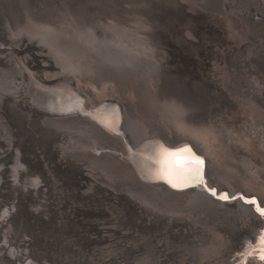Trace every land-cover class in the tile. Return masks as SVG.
I'll return each instance as SVG.
<instances>
[{
	"label": "rangeland",
	"instance_id": "obj_1",
	"mask_svg": "<svg viewBox=\"0 0 264 264\" xmlns=\"http://www.w3.org/2000/svg\"><path fill=\"white\" fill-rule=\"evenodd\" d=\"M197 2L0 0V106L11 120L0 128V264H160L162 250L170 257L164 264L229 263L241 238L237 219L150 191L119 166L127 165L120 137L82 110L47 112L53 85L90 105L109 101L126 113V137L137 143L148 128L162 131L158 110L207 135L212 176L228 195L209 191L253 206L257 195L245 191L264 186V161L245 76L258 65V40L238 15L196 10ZM246 36L252 49L243 53ZM231 50L244 58L229 70ZM95 145L114 147L119 162L87 151Z\"/></svg>",
	"mask_w": 264,
	"mask_h": 264
},
{
	"label": "bare ground",
	"instance_id": "obj_2",
	"mask_svg": "<svg viewBox=\"0 0 264 264\" xmlns=\"http://www.w3.org/2000/svg\"><path fill=\"white\" fill-rule=\"evenodd\" d=\"M148 1H150V0H148ZM197 1L199 2V4L196 5V3H195L196 10L197 9L203 10L204 8H206L207 9L206 13H208V12H212L213 9L216 8V9L224 10V12H226V13H232V14L238 15L241 19L240 21L244 27L246 34L251 35V38H252V36H254L257 38L256 40H258L257 43L255 42L257 44V48H256L257 50L256 51H257L258 65L255 69V73H253V75L250 77H248V75H246L245 77H247V78H245V79H246L248 87H250L249 88L250 93H252V95L256 101L257 111H258V115H259V119H260L259 153L261 155V158L264 161V0H202V1L197 0ZM152 3H153V1H152ZM145 5H147V4H145ZM145 9H146V7H145ZM183 10H185V9H183ZM190 11H192V10H190ZM194 14H195V12H194ZM174 15H176V14H174ZM181 15H182V13H181ZM182 16H185V15H182ZM209 26H210V24H209ZM233 33H234V31H233ZM248 37L249 36H246V39L244 40L243 53L246 52L247 50L252 49L250 46L251 40ZM182 42H184V41H182ZM211 47H213V46L211 45ZM213 51H215V50H213ZM237 53H238V51H237ZM237 53H234V51L231 50L230 53L225 57V66L229 70L234 69L233 66H234L236 60H239L241 58V56H242L241 59L244 58V55L241 54L239 57V54H237ZM239 68H241V67H239ZM204 76H206V75H204ZM201 81H202V79H201ZM217 81H219V80H217ZM227 81L229 82V80H227ZM221 87H222V85H221ZM49 88H50V92H51L50 95H52V97L50 96V98H53L51 101L49 100L47 102L48 107H50V109H51L50 111H47L49 114L59 115L60 112H61V114H63V113H67V111H70V110H77V111L82 110V112L87 113V115H89L90 117L95 119L98 126L101 127L108 134L120 137V140H119L120 146H122V148H123V151L121 152L122 153L121 156H123V159L126 158L125 160H126L127 165L119 162L116 158H114L113 152L116 149L112 146H105V147L102 145L90 146V147H94L95 152L92 151V149H90V148H88L89 149V150H87L88 152H90L92 154H108V155H110V157L105 158V160L118 161L119 166L121 168L129 169L135 175L137 173L139 182L141 184H144L147 187H149L151 189L150 191L162 192V193L168 194L172 197L183 198L186 200L187 199L196 200L200 204H202V206L204 208H206V209L210 208L211 210L216 211L219 214L218 216L232 217L234 219H237L236 223H238L239 226L237 227V225H236V228L238 229V231L241 235V238L238 240L237 245L235 246V249L232 252V254L229 255V257H228L229 263H227V264H231V263L232 264H264V186L261 183H256L253 186V188H250V189L245 191V194L248 196L257 195L258 198L253 199V202H254L253 206L249 205L248 202H246L247 200L244 201L242 199H238V197L233 199V201H227L224 199L217 198L215 196L217 194L215 192V190L213 192H210L209 187H212V188H210L212 190L214 188V186H217L220 194H223L225 196L228 195L226 192H222L225 189V186L221 185V184H217V182L214 180V178L212 176L213 171L215 170L214 167L216 166V160H215L216 155L213 154V152H214L213 147L211 148V145L209 144V142L207 140V135L205 133H199L200 131L197 132V131L193 130L189 125H184L183 123H180L179 121H177L173 118H167V117L163 118L162 117L163 113L159 112L158 110H153L157 115V119L162 122V131L159 132V134H157L158 131L149 133L152 130V128L151 129L148 128L146 130L147 135H145V137L142 140L138 141L137 143L132 142L131 140L127 139V137H126L127 133H126L125 125H126V121H127V115L119 107L114 106L113 104L109 103V101L104 102L103 99L99 100L97 102H93V104L90 105L91 103H88L89 100H88V102L86 101L87 96L86 97L85 96H83V97L79 96L76 94L75 91L70 90L68 92H63L64 89L62 87L55 86V85H53L52 87H49ZM49 88L47 89V87H44L42 89V92L44 89L49 91ZM46 90H45V92H46ZM100 104H102V105H100ZM51 111L52 112L55 111V113H52ZM8 113H10V112L8 111ZM44 114H46V112H44ZM70 114L74 115L75 113L71 112ZM171 117H173V115ZM246 121L247 120H245V122ZM0 123L4 127L3 128L2 125L0 124V128L3 129L4 132H6L5 126L9 127L11 125V120H9L6 117V115L4 114V110H3L2 106H0ZM63 123H65V122H63ZM65 124L68 126L74 125L72 123H69V124L65 123ZM65 124H63V127L66 126ZM156 125H157V128L160 127V124H156ZM59 127L61 128V125L58 126L57 128H59ZM52 128H54V127H52ZM50 129H48V130H50ZM11 131L13 133V135L10 136V140L12 142L13 141L12 137H15L16 135L14 134V129H12ZM51 131L52 130H50V132ZM122 143L125 144V146L122 145ZM213 145H215V144L213 143ZM214 147H216V146H214ZM30 148L31 147H29V149ZM35 151H36V149H35ZM219 151H221V150H219ZM37 153H38V156L40 157V153L38 151H37ZM254 157H256V156H254ZM114 161H113V163H114ZM201 161H202V163H201ZM44 165L46 166V164H44ZM40 175L44 176V174L43 175L40 174ZM47 175H49V174H47ZM42 178H45V177H42ZM233 194H235V192L231 193V195H233ZM148 195H150V193ZM248 196H246V197H248ZM248 201H249V199H248ZM256 209H259L262 212V215L259 214L260 212L257 210L259 212L258 213L256 211ZM139 243H141V242H139ZM141 251L143 252V250H141ZM123 252H122V254H123ZM145 253H147V252H145ZM140 254H138V255H140ZM161 254H163V255L156 257L154 259V261L156 263L158 261V262H160V264H164L163 262H167L170 260L169 259L170 257L166 254L165 251L162 250Z\"/></svg>",
	"mask_w": 264,
	"mask_h": 264
},
{
	"label": "snow or ice",
	"instance_id": "obj_3",
	"mask_svg": "<svg viewBox=\"0 0 264 264\" xmlns=\"http://www.w3.org/2000/svg\"><path fill=\"white\" fill-rule=\"evenodd\" d=\"M201 163H202V161H201Z\"/></svg>",
	"mask_w": 264,
	"mask_h": 264
}]
</instances>
